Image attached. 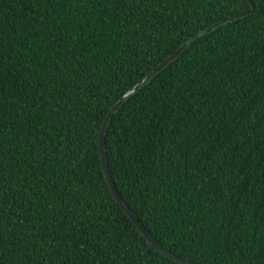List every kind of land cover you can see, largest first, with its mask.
Returning <instances> with one entry per match:
<instances>
[{
    "label": "trees",
    "instance_id": "obj_1",
    "mask_svg": "<svg viewBox=\"0 0 264 264\" xmlns=\"http://www.w3.org/2000/svg\"><path fill=\"white\" fill-rule=\"evenodd\" d=\"M251 2L250 14L197 36L250 2L0 0V178L13 187L0 215L7 238L0 264H178L115 201L97 137L114 101L186 40L178 57L112 113L104 135L112 179L176 255L200 264H264V0ZM57 57L82 68L83 79ZM81 141L87 171L81 164L73 178L70 207L91 218L75 235L83 242L94 224L103 235L93 254L86 247L77 256L58 225L81 216L63 211L52 189L55 215L44 213L42 183L17 187L21 177L35 181L40 164L61 173L52 148ZM157 159L163 180L153 178ZM70 194L61 193L64 200Z\"/></svg>",
    "mask_w": 264,
    "mask_h": 264
},
{
    "label": "snow or ice",
    "instance_id": "obj_2",
    "mask_svg": "<svg viewBox=\"0 0 264 264\" xmlns=\"http://www.w3.org/2000/svg\"><path fill=\"white\" fill-rule=\"evenodd\" d=\"M227 0H225V3ZM255 8V5H254ZM57 60H59L60 64L69 72L75 71L81 79H83V72L84 70L81 69H72L70 64H68L64 59L57 57ZM2 70V68H0ZM81 92L84 94V96L91 97L93 93L89 91L87 88H81ZM34 103V102H33ZM59 115V112L57 113ZM75 115V114H74ZM79 117H77L78 119ZM87 131L85 127H77L76 132L80 134H84ZM44 135H47V132L44 133ZM85 147V144L81 141L76 144L75 148H69L66 145L62 146L59 143H57L53 148V159L56 160V158H59L56 160L57 163L60 164L62 172L57 174L56 172L51 170V166L46 168L44 164H40L38 171L40 175L36 178L35 181H24V178L21 177L20 183L18 184L17 190H21L24 186V183H28L31 185L32 183H42L43 189L42 192L44 195H40L38 199L41 201H44V204L47 205L43 208L44 213L48 214L51 213L52 215H55V207L51 201V199L48 198L49 196V189H52L53 191H56V198L60 199L62 202V209L65 212L75 213L76 215H80L81 219L79 222L71 223V224H59L58 227L61 231H66L72 237V242L68 245L67 251L72 254L75 253L77 256H83L84 255V249L87 247L89 249V254H93V243L100 241L102 238V231L99 229L98 224L92 225L94 228H96V231L93 236H89L88 234L84 235L83 242L75 235L78 233L83 227H84V220L85 218L90 219L91 213L89 212L87 217L84 215H81L79 212L78 207H70L73 203V197L75 196L76 190L73 188V178L78 174V172L81 171L80 165L84 164L83 171L86 173L87 171V164H86V155H81L82 149ZM42 159V157H41ZM36 162V157H33V163ZM75 166V167H74ZM153 178L156 180H163L165 177H167L166 172H161L159 168V160H155L153 162ZM175 175V173H174ZM53 176L55 177V180L53 183L49 184L48 177ZM177 179H183L182 177H178ZM169 183L172 184L173 187L176 186L175 182L172 180H169ZM59 185V190L57 191V187ZM182 188H187V183L181 185ZM69 192L71 193L67 200L63 199V196L61 193ZM13 193V187L11 184L8 186H5L3 178H0V215L3 214V211L7 204H10L9 196H11ZM82 197H76V205L79 206L80 200ZM29 200L31 201V197H29ZM32 203H35L32 201ZM19 211L23 213H28V210L25 209L22 205L19 207ZM21 219V223L23 222V219ZM50 226V225H49ZM31 229H29L30 231ZM5 239H7L4 236V229L3 227H0V254L3 252V244ZM41 240H43V235L40 237Z\"/></svg>",
    "mask_w": 264,
    "mask_h": 264
},
{
    "label": "water",
    "instance_id": "obj_3",
    "mask_svg": "<svg viewBox=\"0 0 264 264\" xmlns=\"http://www.w3.org/2000/svg\"><path fill=\"white\" fill-rule=\"evenodd\" d=\"M250 2L251 8L246 11H240L237 13H234L232 15H229L228 17L224 19H220L207 27H205L202 31H200L197 36H201L209 31H211L212 28L218 26L221 23L226 22L227 20L233 21L235 18L250 14L253 11L254 4L251 2V0H248ZM191 43V40H186L183 43H181L176 49H174L171 54H169L166 58H164L161 62L158 63L154 68L149 70L137 83L132 85L127 91H125L114 103L110 106L108 111L106 112L105 116L102 119L101 125L99 127L98 131V149H99V158H100V165L103 170L105 180L107 182V185L111 191L112 196L114 197L115 201L118 203V205L121 207V209L124 211V213L128 216V218L133 222V224L136 226V228L139 230V232L147 239V241L153 245L160 253H162L165 257L168 259L178 263V264H200L196 263L187 259H184L178 255H176L174 252L168 250L166 247L163 246L162 243H160L156 238H154L150 231L142 224L140 219L136 216L134 211L128 206V204L125 202V200L120 196L116 185L112 179L108 162L106 159V151H105V130L107 128L108 121L112 115L113 112L117 111L121 105V103L127 99L128 96L135 93L138 89L139 85H144L146 81L157 71H160L163 67H165L171 60L178 57L181 53V51L189 44Z\"/></svg>",
    "mask_w": 264,
    "mask_h": 264
}]
</instances>
